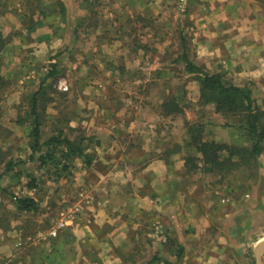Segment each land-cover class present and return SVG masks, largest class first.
<instances>
[{"label":"rangeland","instance_id":"374dc122","mask_svg":"<svg viewBox=\"0 0 264 264\" xmlns=\"http://www.w3.org/2000/svg\"><path fill=\"white\" fill-rule=\"evenodd\" d=\"M170 1L167 6L171 8H163V15L167 18L161 17V8L156 3L150 7V16L145 19L140 18L135 10L132 16H128L124 10L118 9L120 17L117 14L115 27L122 33L115 32L117 37L98 33L101 25H108L106 17H98L100 5L105 2L89 0V13L83 19L85 29L81 28L77 34L79 39L81 36L85 38L83 46L68 45L62 49L53 46L41 60H30V63L20 60V66L19 60H0V264H27L31 255L36 256L45 249L51 252L66 246H87L88 241L81 238L72 241L63 238L81 232V227L76 224L78 218H92L88 207L96 201L92 191L96 176L91 170L98 163V156L101 152L110 153L112 146L117 148V153L123 152L124 148L130 149V144L123 142L116 146L112 140L129 136L138 138L145 131L159 134L160 150L164 154H181L184 175L190 177L186 179L205 182L208 178L213 188L221 185L224 196L229 198L228 205L242 197L246 223L258 221L255 210L248 205H264V144L259 157L250 156L252 142L243 125H239L244 120L242 114L223 115L226 119H221L219 127L222 129L229 131L243 127L241 133L238 132L240 141L229 144L234 155L226 158L223 164L214 166L212 171L207 170L200 160L193 137L199 141H214L209 138L214 135L211 125L216 122L212 123L211 119L215 120L212 114L216 113V108L214 102H207L201 96V75L186 70L188 58L196 62L189 35L183 32L189 25L185 16L189 0H177L175 8ZM171 3L173 5L174 1ZM41 6L42 0H0V12L5 13L6 25L17 22L13 35L19 36L20 43L25 42V38L30 40L27 35L37 25L32 15L43 12ZM49 8L58 15L64 14L61 3L56 0H51ZM141 24L148 26L149 32L142 33ZM178 24L182 27L181 32H170L172 25ZM125 35L132 38L129 44ZM109 36L117 38L118 44H128L127 47L115 45L112 49L105 45ZM141 37H146L147 42H142ZM158 37L168 42L157 41ZM2 47L4 43L0 35V51ZM18 48L21 53L25 49L29 52L27 46L18 44ZM198 64L205 71L202 63ZM52 70L57 74L48 75ZM34 93L40 127V146L35 149L32 145L34 116L31 114ZM135 121L140 129L136 128L137 124L133 127ZM95 125L100 126L96 128ZM51 136L60 139L67 136L86 149L82 155L66 157L60 151L63 144H48ZM98 138L106 139L108 144L95 146ZM228 154L223 151L224 158ZM142 162H133L134 172L140 169ZM81 169L89 172L85 175L87 177L83 176ZM32 182L33 187L29 186ZM22 196L34 198L38 209L18 211L14 198ZM153 201H141L148 206L145 211L132 204L134 217L142 218L143 223L136 230L132 226L129 231L127 227L122 228L128 236L117 248L126 252L125 257L120 258L124 264H151L155 255L152 256V250L157 252V245L164 246L175 258L172 264H202V261L212 259L213 249L210 247L214 242L212 245L211 241L195 242V246L199 244L203 251L209 247L205 254L201 251L199 255L196 249H186L165 232L162 219L167 217ZM259 223V226L254 223L251 231L254 238L245 241L243 247L246 261L252 263L255 260V239L264 235V215L259 218ZM83 227L91 233L100 229L92 221ZM102 227L105 230V224ZM256 232L258 235L255 236ZM232 243L221 242L225 246L221 252L230 254ZM48 253L41 258L42 261ZM227 259L222 255L218 264H225ZM262 261L264 264V253Z\"/></svg>","mask_w":264,"mask_h":264},{"label":"crops","instance_id":"0c3cea01","mask_svg":"<svg viewBox=\"0 0 264 264\" xmlns=\"http://www.w3.org/2000/svg\"><path fill=\"white\" fill-rule=\"evenodd\" d=\"M58 1L62 5L64 14L58 15L57 12L50 11L51 0H42L43 12L32 15L37 25L27 35L30 40L25 38L23 43H20L19 36L13 35L18 27L17 22L6 25L5 13L0 12V35L4 43L0 51V60H19L20 66V60H28L25 63H30V60H41L45 52L53 46L62 49L68 45H84L85 38L81 36L80 38L83 39L81 42L77 34L80 33L81 28L85 29L83 19L89 13V0ZM98 1L105 2L100 5L98 17H106L108 25H101L97 31L113 36H117L115 32L122 33L115 27L117 25L115 18L117 14L120 15L118 9L124 10L128 16H132V11L135 10L140 18L145 19L150 16V7L155 3L161 8L159 11L162 16H160L164 18L167 17L163 15V8H171L167 6L169 0ZM172 1H174L173 5ZM172 1L170 4L172 8L173 6L175 8L178 1ZM188 3L185 16L189 19V25L183 32L189 35L195 63H202L208 74L219 73L224 81L249 88L256 107L264 113V0H189ZM158 15L156 10V16ZM172 26L170 32H181L182 27L179 24ZM140 27L142 33L149 32L148 26L143 27L141 24ZM160 29L163 28L160 27ZM166 29L168 30V27ZM5 39L7 40L4 41ZM124 39H127L129 44L132 38H127L125 35ZM116 40L117 38L109 36L105 45L112 49L115 45L127 47L128 44H121L119 41L118 44ZM140 40L147 42L146 37H141ZM157 41L168 42L167 39L159 37ZM18 44L27 46L29 52L25 49L26 51L21 53ZM26 52L28 54L24 58L23 55ZM15 67L18 69L16 64ZM212 118L215 120L211 119V122L216 124L211 125L214 135L210 136L209 140L227 144H237L240 141L241 135L239 136L238 132L241 133L243 127L232 128L229 130L231 131L229 135L228 130L219 127L220 122L226 117L214 112ZM138 125L139 123L135 121L133 127L140 129ZM99 126L94 127L99 128ZM235 129L238 130L234 134ZM138 136V138L129 136L126 139H113V145L117 146L125 142L126 145L130 144V149L124 148L123 152L117 153V148L112 146L110 153L101 152L98 163H95L91 170V173L96 176L92 185L96 201L94 199L95 202L88 207L91 209L92 218L84 216L78 218L76 224L81 227V232L67 234V238H63L66 241L81 238L88 241L87 246L77 245L73 248L66 246L51 252L45 249L39 251L36 256L31 255L27 264H124L120 258L125 257L126 252L124 249L117 248V245H121L128 236V232L122 228L127 227L128 230L129 226H132L133 230H136L143 223L142 218L134 217L132 204H137L145 211L148 206L141 201L147 203L152 200L167 217L162 219L164 231L175 241L182 243L186 249H196L199 255L201 251L205 254L204 251L209 247L204 248L203 251V247L199 244L195 246V242L211 241L210 245L214 242V246L210 247L213 249L212 257L208 256L212 259L202 261V264H218L222 255L228 258L225 264H256V260L253 263L246 261L243 247L245 241L254 238V233L251 232L255 227L254 223L261 225L259 218L262 219L264 215V205L249 204V208L255 210L258 221L246 223L245 204L242 197L237 202L231 201L228 205L229 198L227 195L224 196L225 192L221 185L213 188L208 178L205 182L186 179L189 176L184 175L183 157L180 153L164 154L160 150L162 144L159 143L161 141L159 134L155 131L152 133L145 131L144 135L140 133ZM261 140L263 145L264 137ZM106 144L108 141L104 138H98L94 142V145L98 147ZM137 150H140V153ZM138 161L143 162L140 169L134 172L133 162L137 164ZM81 172L84 177L89 174L85 170ZM133 178H137L136 184ZM129 201L132 203L130 204ZM239 211H241L240 214ZM90 221L100 227L99 231L94 233L85 231L83 226ZM104 224L105 230L102 227ZM255 240L257 246L264 241V235ZM228 241L234 243L231 245V250L229 249L230 254H225L221 252L225 246L220 243ZM157 246H159L157 252L153 253L152 250V256L155 254L157 260L151 264H172L175 258H172L171 253L166 251L164 246ZM160 250H163L162 253ZM145 252L147 256L148 250ZM47 253L46 259L42 261L41 258ZM263 253L264 251L260 255L261 264H263ZM214 259L216 260L213 262Z\"/></svg>","mask_w":264,"mask_h":264},{"label":"trees","instance_id":"16d2710c","mask_svg":"<svg viewBox=\"0 0 264 264\" xmlns=\"http://www.w3.org/2000/svg\"><path fill=\"white\" fill-rule=\"evenodd\" d=\"M56 2L59 3L60 1L56 0ZM186 70L201 75V96L205 97V101L215 103L216 112L222 115L242 114L244 120L239 125H243L247 131L246 136L252 142L249 148L250 156L259 157L263 151L261 139L264 137V113L256 107L249 88L239 87L226 82L219 73L208 74L200 66L190 61L189 58L186 60ZM55 74H57L55 70L48 73V75ZM36 102V93H34L31 97V114L34 116L32 123V134L34 137L32 145L34 149L40 146V127L37 118ZM166 112L168 113L169 110H166ZM193 140L200 160L203 161V164L209 171H212L214 166L223 164L226 158H231L234 155L233 148L229 144L214 141H199L195 137H193ZM47 141L48 144L52 143L54 146L63 144V148L60 151L66 157L82 155L86 149L80 144H75L67 136L62 137V139L59 136H51ZM223 151L229 152L225 158L223 157ZM29 186L33 187L35 185L32 182ZM14 203L18 211H36L38 209L36 200L30 196L15 197ZM155 260H157V256H154L150 262Z\"/></svg>","mask_w":264,"mask_h":264},{"label":"water","instance_id":"95a60500","mask_svg":"<svg viewBox=\"0 0 264 264\" xmlns=\"http://www.w3.org/2000/svg\"><path fill=\"white\" fill-rule=\"evenodd\" d=\"M262 251H264V241H262L261 243H259L255 248H254V256H255V260H256V264H261L260 261V255L262 253Z\"/></svg>","mask_w":264,"mask_h":264},{"label":"built area","instance_id":"2783aa9c","mask_svg":"<svg viewBox=\"0 0 264 264\" xmlns=\"http://www.w3.org/2000/svg\"><path fill=\"white\" fill-rule=\"evenodd\" d=\"M52 233L55 234V231H53Z\"/></svg>","mask_w":264,"mask_h":264}]
</instances>
